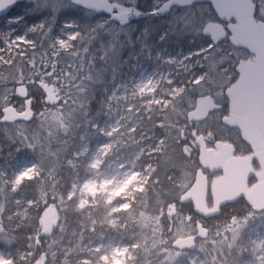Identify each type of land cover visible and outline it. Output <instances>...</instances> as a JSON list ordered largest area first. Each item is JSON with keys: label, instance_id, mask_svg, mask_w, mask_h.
<instances>
[{"label": "trees", "instance_id": "trees-1", "mask_svg": "<svg viewBox=\"0 0 264 264\" xmlns=\"http://www.w3.org/2000/svg\"><path fill=\"white\" fill-rule=\"evenodd\" d=\"M158 1L166 0H138L135 8L149 12L160 6ZM254 1L258 5L264 3V0ZM70 5V8L59 9L58 12L45 8L38 13L37 4L20 0L7 14L9 17L23 16V20L28 22L40 16L46 19L43 27L32 32V35L29 34L37 37L34 48L28 45L24 51L26 55L19 51L10 60L0 61V117L3 105L14 104L19 100L20 105H14L20 110L24 99H31L36 114L44 105L51 110L56 109L58 114L49 119V125L45 128H36L39 124L36 117L31 122H22L29 127L28 131L14 129L12 123L0 122V162L9 160V167L15 157L26 156L39 163L38 173L23 179L17 185L0 176V249L9 254L14 264H33L43 255L46 257L45 264H98L99 252H88V244L101 232L110 235L116 231L128 244L137 245L133 249L134 257L130 264H176L169 253L182 251L173 248L172 242L177 237L194 233L196 223L200 221L209 229L207 238L213 240L210 244L198 245L206 264H243L250 258L246 231L256 220H250L245 229L241 230V235H237L230 244L216 237V232L221 234V224L230 219H224L222 213L200 215L192 202L182 204L171 195L172 192H180V171L173 165L164 166L162 153L150 155L156 156L155 159H146L155 170L145 187L135 194L129 209L110 213V206L104 205L95 210L92 206L79 208L76 198L69 196L74 173L68 161L81 150L88 136L86 124L90 126L103 119L105 99H102L103 92L98 89L110 86L118 73L126 68V61L140 54L135 44L136 34L145 37L144 35L155 32V48H163L169 43L174 46L177 42V46L185 50H196L210 43L202 32L183 34L181 28L184 20L171 17L170 11L173 8L164 15L141 17L121 25L113 21L110 15L72 3ZM193 7H203V15L214 19L215 12L210 4L198 3ZM63 19L72 20L78 32L72 41L73 46L57 48L54 39L65 29ZM19 22L13 24L16 26ZM114 27H124L127 32L116 38L111 33L115 32L112 29ZM106 29L110 31L106 32ZM112 42L115 44L113 49L110 47ZM220 46L223 49L227 46L228 49L231 45L227 41L226 45ZM215 48L217 47L212 49ZM212 49L206 52H211ZM44 55L58 63L56 72L45 76L47 83L56 87L59 99L57 104L47 102V95L40 84L41 75L30 76L31 62L37 65L40 56L45 57ZM19 70L24 72L26 80L18 83L12 75ZM55 77L60 79L56 85ZM61 78H65L64 83ZM23 84L28 87L24 97L13 95L16 87ZM191 92L194 94L193 89ZM174 104L176 113L185 110L183 101L175 99ZM160 110L155 107V115L161 113L162 116H154V119L163 122V125L154 126L149 132L168 140L171 128L165 117L169 108ZM82 137L85 138L82 140ZM53 204L57 205L55 208L59 211L60 223L53 236L46 238L42 234L41 218L43 212ZM244 207H248L245 202ZM160 213V222L155 225ZM111 218L126 221V229L122 232L120 228L113 227ZM91 227H94V231H91ZM153 228H157L159 232L156 233V238L162 237L163 243L157 242L153 236Z\"/></svg>", "mask_w": 264, "mask_h": 264}, {"label": "rangeland", "instance_id": "rangeland-1", "mask_svg": "<svg viewBox=\"0 0 264 264\" xmlns=\"http://www.w3.org/2000/svg\"><path fill=\"white\" fill-rule=\"evenodd\" d=\"M109 1L133 8L138 2V0ZM16 2L17 0L0 12V61L10 60L12 56L20 53L19 51L22 55H26L24 51L28 45L30 48H34L37 44V37L30 35L43 27L46 19V17L40 16L36 20L28 22L24 21L23 16L20 15L7 16L8 11ZM164 2L158 1L157 4L161 6ZM34 3L37 4L38 13L44 11L45 8L58 12L59 9H68L71 6L70 0H48L47 6H45L44 0H34ZM257 7L264 9V3L262 5L257 3ZM202 10L203 7L190 5L173 8L170 15L184 20L181 28L183 34H197L201 33L204 24L211 20L203 15ZM17 21L20 22L15 26L13 23ZM62 23L65 29L55 36L54 44L57 48H68L74 45L72 41L76 38L78 31L72 20L63 19ZM112 29L115 32L112 31L111 33L116 38L127 32L124 27ZM109 31L106 29V32ZM153 33L146 34L145 37L136 34L135 44L138 46L140 54L134 56L132 60L126 61V68L118 73L116 80L110 86L98 89L103 92L102 97L103 100L105 99L103 119L101 122H95L90 126L86 124L85 129L88 136L81 150L68 161V165L74 173V182L69 196L76 198L79 208L92 206L95 210L98 206L104 205L105 207L110 206V213L129 209L132 200L135 199V194L145 187L155 170L151 163L146 162V159H155L156 156H150L155 153H162L164 166L173 165L180 171L178 175L181 190L188 187L196 176L197 166L193 160L195 147L189 142L186 135L187 129L194 128L191 126L193 124L196 126V123L185 119L187 109L179 110L176 113L174 99L182 92L185 75L189 78L187 82L193 85L196 83L197 77H202L199 73L202 68L206 67L215 72V69L222 62L217 55L221 50L218 47L215 49L211 47V52H206L210 43L196 50H185L181 46H177V42L174 46L169 43L163 48H155V35ZM113 41L116 42V40ZM114 45L112 42L110 47L113 49ZM198 50H203L199 54L201 56L195 57ZM57 65L58 63L49 57L40 56L38 64L35 65V62H31L30 68V76L41 75L40 84L47 95V102L51 104L58 103V94L56 87L47 83L45 76L53 75ZM12 76L16 78L18 83L26 80L22 70L14 72ZM59 80L58 77H55L54 84L56 85ZM61 82L64 83L65 78H61ZM192 89L196 93L204 91L200 86L189 88V90ZM27 91L26 85H19L13 95L19 98L24 97ZM8 105H3L2 109ZM194 105L195 103L192 101L189 109ZM155 107L160 108V111L169 108V115L166 111L165 117L169 120V127L171 128V135L168 140L167 138H158L154 132H149L153 130L154 126L163 125V122L154 119V116H162L161 113L155 115L153 112ZM30 111L34 112L33 118L36 117L38 120L39 124L36 128H45L49 125V119L58 114L56 109L51 110L47 108V105H44V108L36 114L32 103L27 114ZM12 124H14V129L28 131L29 127L25 123L16 122ZM173 132L174 136L172 137ZM190 139L194 140L193 134L190 135ZM179 141L182 144H179ZM146 156L149 157L146 158ZM8 163L9 160L7 159L0 162V176L13 185L21 183L25 178L33 177L39 170V163L26 156L15 157L9 167H7ZM52 206L53 208L57 207L56 204ZM218 206L217 199L211 200L208 204L210 209ZM230 208H233L231 204ZM234 211L232 212L233 216L226 217L223 214L224 219L229 218L230 220L221 224L222 227L219 229L221 234L216 232L215 236L230 244L237 235H241V230L245 229L249 221L255 219L254 225L246 231L250 258L246 259L243 264H264V212L260 214L252 210L245 211L243 214L246 215H243L239 213V210ZM161 216L162 214H158L155 225L160 222ZM110 223L116 229L120 228L122 232L127 227V222H120L118 218H111ZM41 230L43 232V225ZM91 231H94V227H91ZM157 232H159L157 228H153L155 238ZM207 237L208 235L205 238H199L197 247L192 251H171L169 254L174 258L176 264H206L198 245L213 242ZM161 239L162 237H159L157 242L163 243ZM136 246V244H128L116 231L110 235L101 232L96 239L90 241L87 251L99 252L98 264H130L134 257L133 249ZM178 260L182 261L178 262ZM45 261L46 257L43 255L33 264ZM84 261L88 262L87 259ZM0 264H14L9 254L2 249H0Z\"/></svg>", "mask_w": 264, "mask_h": 264}, {"label": "flooded vegetation", "instance_id": "flooded-vegetation-1", "mask_svg": "<svg viewBox=\"0 0 264 264\" xmlns=\"http://www.w3.org/2000/svg\"><path fill=\"white\" fill-rule=\"evenodd\" d=\"M254 3L255 10L251 20L247 22L248 29L256 37L264 51V9L258 8L255 1ZM209 21L221 23L227 30L226 37L217 44L202 32L210 40L212 47L216 46L221 50L217 55L222 62L215 72L206 67L202 68L199 72L202 76L200 83L193 85L188 83L189 78L185 75L182 92L175 97V99L183 101L184 106H188L185 107L187 109L185 119L196 123V126L194 124L191 126L194 128L187 129L186 135L189 142L195 147L193 160L196 162L197 172L188 187L184 190L180 189L178 193L172 192L171 195L180 200L183 194L195 184L198 173L202 172L207 181V206L211 200L217 199L219 206L213 209L217 211V215L222 213L228 217L233 216L234 210H239L241 214L253 210L246 201L247 196L255 186L264 182V132L257 127L256 132L250 134L251 141H249L243 136L239 127L231 124L238 121L264 123V54L260 58L257 53L232 44L230 40L232 33L228 28L230 25L237 24L234 17L221 20L215 12L214 19L207 22ZM227 41L231 46L228 49L225 46L224 49L227 50H224L220 45H226ZM246 65L249 66V71H245L244 66ZM260 65L261 68H259ZM245 77L247 79L245 84H237ZM196 86H200L204 91L192 94V90L189 88ZM229 91L232 92L229 93ZM246 97H249L250 103L246 102ZM192 101L195 105L189 109ZM20 103L17 100L14 104L20 105ZM199 104L202 105L205 117L203 119L190 118L189 113L196 110ZM24 107H21L20 111L26 110V100H24ZM191 134H193L194 140L190 139ZM179 144L182 142L179 141ZM244 202L250 208H245ZM230 204L233 208H230ZM200 215L206 216L205 214ZM188 217L191 218V215L188 214ZM199 222L196 223V231L189 235L198 234L197 225ZM199 238L205 237H197V244ZM178 250L192 251L189 249Z\"/></svg>", "mask_w": 264, "mask_h": 264}, {"label": "water", "instance_id": "water-1", "mask_svg": "<svg viewBox=\"0 0 264 264\" xmlns=\"http://www.w3.org/2000/svg\"><path fill=\"white\" fill-rule=\"evenodd\" d=\"M16 0H0V12L12 5ZM70 2L77 6L87 7L96 10L99 13H104L111 16V19L115 22L128 24L131 20L138 18H148L155 16L152 11L143 12L133 7H127L120 3L110 2L109 0H70ZM198 3H209L212 5L217 16L221 20H228L234 17L237 24L230 25L229 30L231 31L230 40L234 46L246 48L251 52L257 53L259 57L264 54V51L256 39V37L249 31L247 22L251 20V17L255 10L254 0H230L228 5L219 4L218 0H166L161 6L157 8L158 14H167L173 7H187ZM203 34L211 37L213 43L217 44L221 42L225 37L227 30L218 22L209 21L203 28ZM245 71H249V66L246 65ZM262 66L260 65L259 68ZM246 73V72H245ZM247 82L246 77L240 80L237 84H245ZM232 91H229V93ZM244 98V97H243ZM246 102L250 103L249 97H246ZM31 100H26V110L20 111L13 105H8L2 109V117L0 118L1 123H15V122H30L34 117V112L30 111L27 114V110L30 108ZM189 117L192 119H203L202 105H198V108L189 113ZM234 126L241 129L243 136L251 141L250 134L255 133L257 127L264 132V123H251V122H232ZM207 181L206 177L199 172L196 177V182L190 190L183 194L180 202L187 204L192 202L195 206V210L200 214L206 216L217 215L215 209L210 210L207 206L206 199ZM247 203L253 208L254 211H264V182L255 186L248 194ZM41 223L43 225L42 234L46 238L53 236L55 230L58 228L60 223L59 211L57 208L52 206L48 207L42 214ZM198 234L189 235L186 237H177L172 242V247L175 249H189L194 250L197 247L196 238L206 237L209 233L207 227L203 226L201 222L197 225ZM36 264H45L36 263Z\"/></svg>", "mask_w": 264, "mask_h": 264}, {"label": "snow or ice", "instance_id": "snow-or-ice-1", "mask_svg": "<svg viewBox=\"0 0 264 264\" xmlns=\"http://www.w3.org/2000/svg\"><path fill=\"white\" fill-rule=\"evenodd\" d=\"M17 2H18V0H17ZM34 2V0H29V3H33ZM44 2H45V6H47V3H48V0H44ZM75 2V0H73V3ZM218 3L219 4H223V5H228L229 3H230V0H218ZM152 14L153 15H156V14H158V10L157 9H153L152 10ZM68 26H71V25H68ZM212 47V45H209V49ZM203 50H198V52L196 53L197 55H199L200 54V52H202ZM191 55V54H190ZM196 83H200L201 82V77H197V79H196V81H195Z\"/></svg>", "mask_w": 264, "mask_h": 264}]
</instances>
